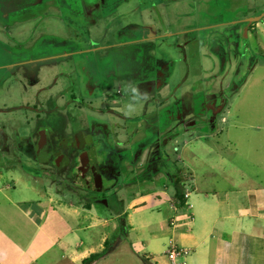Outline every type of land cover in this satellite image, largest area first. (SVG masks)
Returning <instances> with one entry per match:
<instances>
[{
  "label": "rangeland",
  "instance_id": "374dc122",
  "mask_svg": "<svg viewBox=\"0 0 264 264\" xmlns=\"http://www.w3.org/2000/svg\"><path fill=\"white\" fill-rule=\"evenodd\" d=\"M263 14L264 0H0V199L56 193L46 172H62L37 163L34 146L46 128L24 105L39 107L37 100L70 87V107L67 99L60 102L64 121L70 111L75 129L92 122L120 127L125 163L142 127L139 146L151 149L149 162L168 190L156 206L150 201L131 207L140 177L147 175L146 168L137 173L140 168L126 165L115 176V192L108 177V193L95 194L97 200L65 191L67 200L96 209L89 219L71 223L94 225L126 211L127 234L118 220L121 230L110 241L117 244L109 245L112 253L101 264L167 259L160 213L175 194L173 180L185 158L180 141L171 143L168 154L164 149L190 112L202 124L216 117L219 133L229 127L223 117L264 113V30L247 31L246 23ZM55 108L44 105L48 112ZM52 114L51 122L59 125ZM46 116L45 111L42 123ZM50 179L58 185L61 177ZM105 231V226L89 231L92 248L99 250Z\"/></svg>",
  "mask_w": 264,
  "mask_h": 264
},
{
  "label": "crops",
  "instance_id": "0c3cea01",
  "mask_svg": "<svg viewBox=\"0 0 264 264\" xmlns=\"http://www.w3.org/2000/svg\"><path fill=\"white\" fill-rule=\"evenodd\" d=\"M250 29L264 30V25L258 22ZM215 118L202 124L195 114H186L174 134L177 137L164 149L168 154L171 143H183L185 162L173 184L184 175V189L190 195L183 207L175 201L176 191L166 198V212L160 213L165 214V219L159 223L166 233L162 239L168 243L174 240L186 250L187 264H264V113L223 117L224 125L229 123L230 128L220 133ZM140 132L139 129L134 141L137 146L132 147L142 156L141 165L144 160L149 162L151 149L140 148ZM119 149L123 154L122 143ZM120 161L126 164L123 158ZM149 165L151 175L140 177V193L132 200L133 208L150 201L156 206L155 200L168 196L167 188L160 185L162 178L156 174V166ZM40 197L31 200L24 194H3L0 199V264H83L91 254L103 251L107 241L116 238L121 230L118 220L122 223L126 214L123 211L112 221L80 226L72 220L89 219L95 204L67 200V194L58 192ZM173 220L175 227L170 225ZM124 221L127 234L126 218ZM96 226L106 229L99 250L87 242L89 231ZM107 260L101 259L99 264ZM144 263L170 264L168 258L144 259Z\"/></svg>",
  "mask_w": 264,
  "mask_h": 264
},
{
  "label": "flooded vegetation",
  "instance_id": "af4514ba",
  "mask_svg": "<svg viewBox=\"0 0 264 264\" xmlns=\"http://www.w3.org/2000/svg\"><path fill=\"white\" fill-rule=\"evenodd\" d=\"M66 94H69V97ZM65 99H67L68 107H70V87L56 97L37 100L35 104H38L39 107L30 105L31 103L24 105L36 113L40 126L46 128L34 146L39 160L37 163L50 165L62 172L59 174L56 171L54 173L56 176L50 171L46 172V180L51 183L53 190L58 193L72 190L79 194L83 193L82 195L92 194L91 197L96 199L95 194L108 193L105 187L108 177L113 185L112 191L115 192V176L119 175V171L124 173L126 165L134 166L136 172L140 168L137 173L144 172L143 170L146 168L143 175H147L146 177L151 175L147 174L151 172L149 162L146 164L147 161L144 160V163L140 165L142 156L139 155L138 151H131L132 158L131 160L128 159L129 163H120V159L123 158L119 149L122 143L118 133L120 127L115 126L111 129L110 125L92 122L91 127L87 125L75 129L70 123V111L68 112V120L65 122L62 116L63 109L60 107V102ZM74 99L77 100L78 98L74 97ZM45 104H54L56 108L48 112L47 109H44ZM45 111L47 121L42 123V115ZM52 112L57 115L59 125L51 122L53 119ZM131 127L133 126L131 125ZM140 128V131L144 130L142 127ZM139 129L134 133L133 140L136 138ZM128 136L130 137V135ZM134 145L137 146L136 143ZM142 149H147V147L144 146ZM51 177L55 181L61 177V180L58 181L59 184L54 183L50 179Z\"/></svg>",
  "mask_w": 264,
  "mask_h": 264
},
{
  "label": "trees",
  "instance_id": "16d2710c",
  "mask_svg": "<svg viewBox=\"0 0 264 264\" xmlns=\"http://www.w3.org/2000/svg\"><path fill=\"white\" fill-rule=\"evenodd\" d=\"M186 180L187 179H186V177L184 175H180L175 180V189H176L175 197H176L177 201H179V204H180L181 207L185 206V204L187 202V199L183 195L184 184H185ZM124 219L125 218H122L123 225H124V222H125ZM110 244H113V243H111L110 241H107L106 244H105V249L103 251L91 254L88 258H86L83 261V264H97L102 258H104L105 256H107L110 253H112L109 250V245Z\"/></svg>",
  "mask_w": 264,
  "mask_h": 264
},
{
  "label": "built area",
  "instance_id": "2783aa9c",
  "mask_svg": "<svg viewBox=\"0 0 264 264\" xmlns=\"http://www.w3.org/2000/svg\"><path fill=\"white\" fill-rule=\"evenodd\" d=\"M183 195L187 199L190 195L188 189L183 190ZM179 204V201H177ZM171 227L176 226V222L173 220L171 222ZM188 252L182 248L179 247V245L174 241L171 240L168 246V249L166 251V256L169 259L170 264H187L184 260L187 256Z\"/></svg>",
  "mask_w": 264,
  "mask_h": 264
},
{
  "label": "water",
  "instance_id": "95a60500",
  "mask_svg": "<svg viewBox=\"0 0 264 264\" xmlns=\"http://www.w3.org/2000/svg\"><path fill=\"white\" fill-rule=\"evenodd\" d=\"M264 19V14L262 15V16H260V17H256V18H253V19H249V20H247L246 21V23H247V31H248V29L254 24V23H256V22H260V21H262Z\"/></svg>",
  "mask_w": 264,
  "mask_h": 264
}]
</instances>
